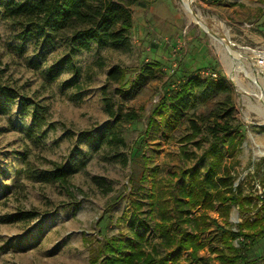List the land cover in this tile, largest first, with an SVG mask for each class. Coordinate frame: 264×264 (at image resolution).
<instances>
[{"label":"rangeland","instance_id":"obj_1","mask_svg":"<svg viewBox=\"0 0 264 264\" xmlns=\"http://www.w3.org/2000/svg\"><path fill=\"white\" fill-rule=\"evenodd\" d=\"M190 8L191 16L181 0H139L130 7L127 45H93L72 57L79 87L68 85L72 70H59L68 56L64 43L42 50L32 40L21 42L17 30L0 19V83L42 106L46 120L41 129L32 128L29 111L15 104L18 97L14 104L0 106V264H100L103 240L136 245L135 232L144 238L145 251L156 247L159 256L174 257L172 248L161 246L155 230L159 218L148 216L149 176L157 172L164 188L171 182L186 185L185 179L171 176L191 168L208 147L198 138L186 139V120L192 113L206 119L215 102L228 94L217 93L207 105L183 113L162 107L168 92L190 74L205 79L215 73V81L228 87L241 136L233 157L231 148L220 146L223 163L233 164L235 184L244 194L263 195L264 0H190ZM235 57L241 70L230 69ZM112 66L125 72L123 93L106 81ZM143 69L152 75L131 86ZM104 88L114 111L134 113V122L115 121L104 112ZM151 117L154 124L144 148H135ZM53 163L69 171L66 187L53 180ZM218 210L205 214L229 231H237L246 216L231 207L225 219ZM27 212L36 217L16 219ZM134 216L144 221L143 229L134 225ZM199 242L204 244L200 257L223 264L218 251L227 250L213 224L199 234ZM233 246L239 247L237 241ZM243 251L248 261L264 264V231ZM177 258L189 263L188 252Z\"/></svg>","mask_w":264,"mask_h":264},{"label":"trees","instance_id":"obj_2","mask_svg":"<svg viewBox=\"0 0 264 264\" xmlns=\"http://www.w3.org/2000/svg\"><path fill=\"white\" fill-rule=\"evenodd\" d=\"M138 1L0 0V19L17 30V38L21 42L32 40L42 50L56 43H64L68 49V56L60 61L59 70L64 68L72 70V79L68 85L79 87V69L74 66L72 57L78 51H88L93 45L99 48L127 45L132 24L130 7ZM150 75H152L150 70L143 69L135 75L131 86L142 83V80ZM124 79L125 72L119 66H112L107 72V83L117 84L118 93L125 91ZM215 80L210 77L201 79L190 74L168 92L166 102L162 106L167 110L173 108L175 113L178 110L183 113L198 105H207L215 99L217 93H228L224 101L215 102V107L206 119L192 113L186 120L189 130L186 139L198 138L208 144L191 168L180 170L171 176V180L174 177L185 179L186 185L177 187L171 182V187L164 188L165 185L157 178V172L153 171L149 176L151 186L147 193L148 216L153 219L159 218V222H155V230L161 238V246L172 248L177 254L167 260L164 256H159L156 247L145 251L144 238L135 232L134 240L136 238L138 241L136 245L130 241L103 240L100 247L102 255L100 264H169V262L180 264L177 255L182 252H188V264H208V260L200 257L198 253L204 248V244L199 242V234L204 232L209 223L215 226L223 248L228 251H218V258L223 264H254L248 261L243 250H246L247 244L251 245L256 238L261 237L264 231V193L262 196L244 194L235 184L233 164L223 163L224 153L220 146L231 148L230 155L233 157L235 149L240 144L237 137L241 134L240 125L235 124L230 91L223 81ZM0 94L4 95L2 102L0 101L2 108L14 104L18 97L14 90L1 83ZM18 98L15 104L18 108L29 111L31 127L41 129L46 124L44 108L23 96ZM102 101L104 112L115 121L131 123L137 119L134 113L122 116L117 114L105 88L102 90ZM157 111L158 109L154 113ZM153 124V117L146 121L140 140L134 143L135 148L141 150L144 148ZM114 140L118 144L123 143L121 138L115 137ZM52 167L53 180L66 187L69 171L57 163H53ZM146 179L147 175L143 173L142 182ZM218 207L220 217L225 219L231 207H237L240 215L246 214L237 224V231L226 230L218 225L215 219H210L205 214L217 210ZM251 212H254L253 218L249 216ZM196 213H199L198 216ZM34 217L35 214L27 212L20 213L16 219L19 221ZM134 217V225L143 229L144 221L137 216ZM234 241H237L239 247L233 246Z\"/></svg>","mask_w":264,"mask_h":264},{"label":"bare ground","instance_id":"obj_3","mask_svg":"<svg viewBox=\"0 0 264 264\" xmlns=\"http://www.w3.org/2000/svg\"><path fill=\"white\" fill-rule=\"evenodd\" d=\"M181 4H182L184 10L187 12V14H188L189 16H191L192 11H191V8H190V0H181ZM223 40H224V39H223ZM219 43H220V42H219ZM224 45H225V48H226L227 51L232 52L231 47L228 45L227 42H225ZM229 52H228V53H229ZM233 54H234V53H233ZM230 56H231V55H230ZM235 56H237V55H235ZM235 59H236V57H235V58H232V60L230 59V60H231V61L229 62V66L231 67L230 69H231L232 71L241 70L242 68H241L240 66H238V63L236 62ZM238 61H239V60H238ZM242 72H243V71H242ZM244 73H245V75H246L247 77L253 79V77H252L249 73H247L246 71H244Z\"/></svg>","mask_w":264,"mask_h":264},{"label":"built area","instance_id":"obj_4","mask_svg":"<svg viewBox=\"0 0 264 264\" xmlns=\"http://www.w3.org/2000/svg\"><path fill=\"white\" fill-rule=\"evenodd\" d=\"M207 75H209L208 77H210L212 79H216V77H217L215 73H211V74H207Z\"/></svg>","mask_w":264,"mask_h":264},{"label":"water","instance_id":"obj_5","mask_svg":"<svg viewBox=\"0 0 264 264\" xmlns=\"http://www.w3.org/2000/svg\"><path fill=\"white\" fill-rule=\"evenodd\" d=\"M199 24H200V26H202L203 30L207 32L206 26L202 22H199Z\"/></svg>","mask_w":264,"mask_h":264}]
</instances>
